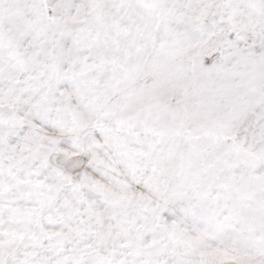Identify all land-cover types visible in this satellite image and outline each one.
Wrapping results in <instances>:
<instances>
[{
	"label": "snow or ice",
	"instance_id": "snow-or-ice-1",
	"mask_svg": "<svg viewBox=\"0 0 264 264\" xmlns=\"http://www.w3.org/2000/svg\"><path fill=\"white\" fill-rule=\"evenodd\" d=\"M0 264H264V0H0Z\"/></svg>",
	"mask_w": 264,
	"mask_h": 264
}]
</instances>
